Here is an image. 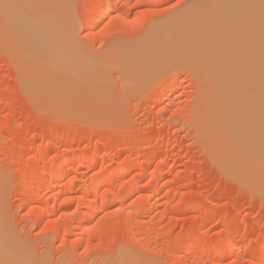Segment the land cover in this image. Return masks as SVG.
I'll return each instance as SVG.
<instances>
[{"label":"rangeland","instance_id":"obj_1","mask_svg":"<svg viewBox=\"0 0 264 264\" xmlns=\"http://www.w3.org/2000/svg\"><path fill=\"white\" fill-rule=\"evenodd\" d=\"M235 1L0 0L1 263L264 264V164L257 155L244 159L243 151L236 150L242 142L252 144L250 129L243 135L251 143L241 137L234 146L239 158L231 148L241 130L230 145L233 141L223 133L231 129L219 126L235 103L240 104L236 108L243 101L247 110L251 107L246 96L240 100V92L251 94L255 81L261 84H253V94L264 98V87L259 86L264 85V0ZM234 16L240 17L238 24ZM187 28L192 34L197 31L195 41L203 43L241 38H228L227 44L220 40L224 45H217L219 60L222 53L228 55L227 45L233 48L231 43H236L231 52L240 51L232 54L234 59L239 58L245 52L239 45L248 38L245 49L247 43L255 46L247 48L248 57L243 53L245 62L253 67L256 63L255 70L260 67L262 73L253 74V67L238 63L251 69L243 74L250 73L254 81L248 77L253 83L245 86L247 75L233 67L242 74L236 77L241 88L233 74L237 84L229 83L236 88L227 93L229 83L224 91L218 84H226L233 69L223 65L230 74L219 67L217 75L226 76V83L219 76L218 84H210L208 67L212 59L218 67V54L205 61L210 73L195 66L204 60L187 57L198 45L192 44L190 52L181 47L190 48L182 42L190 35ZM27 30L36 33L42 49H33L36 41L27 39ZM206 30L211 34L206 36ZM18 39L27 42L19 45ZM227 101L233 104L228 107ZM257 102V109L264 108ZM246 108L239 113L252 118ZM232 114L226 123L234 120ZM261 152L256 153L263 156ZM257 168L260 173H255Z\"/></svg>","mask_w":264,"mask_h":264},{"label":"bare ground","instance_id":"obj_2","mask_svg":"<svg viewBox=\"0 0 264 264\" xmlns=\"http://www.w3.org/2000/svg\"><path fill=\"white\" fill-rule=\"evenodd\" d=\"M236 1H237V0H236ZM236 1H235V2H236ZM226 2H227V1H226ZM241 2H242V1H241ZM229 3H230V2H229ZM229 3H228V4H229ZM233 3H234V2H233ZM224 4H225V3H224ZM228 4H227V7H228ZM204 5H206V4H204ZM204 5H203V6H204ZM221 5H222V4H221ZM225 5H226V4H225ZM235 6H236V5H235ZM252 6H253V5H252ZM258 6H259V5H258ZM240 7H241V6H240ZM256 7H257V6H256ZM199 8H200V6H199ZM216 8H217V7H216ZM220 8H221V6H220ZM220 8H219V9H220ZM230 8H231V7H230ZM260 8H261V7H260ZM201 9H202V8H201ZM255 9H256V8H255ZM105 10L109 12V11L111 10V7H108V6H107ZM206 10H209V9H206ZM215 10H216V9H215ZM225 10H227V8H226ZM211 11H212V10H211ZM217 11H218V9H217ZM251 11H252V10H251ZM253 11H254V10H253ZM208 12H209V11H208ZM212 12H213V11H212ZM220 12H221V11H220ZM229 12H230V11H229ZM248 12H249V11H248ZM103 13L105 14V12H103ZM183 13H184V12H183ZM231 13L233 14V11H232ZM238 13H239V12H238ZM240 13L242 14V19H243V21H244V18H243V17H244V16H243V12L240 11ZM244 13H245V12H244ZM246 13H247V10H246ZM246 13H245V14H246ZM254 13H255V12H254ZM186 14H187V13H185V15H186ZM190 14H192V13L190 12ZM202 14L204 15V13H202ZM214 14H215V11H214ZM216 14H217V13H216ZM219 14H220V13H219ZM222 14H223V12H221V16H222L223 19L225 20V18H224V16H223ZM226 14L228 15V12H227ZM241 14H238V15H241ZM251 14H252V13H251ZM102 15H103V14H102ZM102 15H101V16H102ZM105 15H106V14H105ZM210 15H211V14H210ZM227 15H226V16H227ZM229 15H230V14H229ZM246 15H247V14H246ZM258 15H259V14H258ZM207 16H208V14H207ZM214 16H215V15H214ZM248 16H249V15H248ZM200 17H202V16H200ZM204 17H205V16H204ZM210 17H211V16H210ZM212 17H213V16H212ZM235 17H237V16H234V19H235ZM245 17H247V16H245ZM193 18H194V17H193ZM195 18H196V17H195ZM195 18H194V19H195ZM205 18H206V17H205ZM215 18H216V19H217V18L220 19L219 16H218V17L216 16ZM238 18H240V17L238 16L237 19H238ZM253 18H256V17H253ZM232 19H233V18H232ZM256 19H257V18H256ZM203 20H204V19H203V17H202V21L200 22L201 24L204 23ZM206 20H207V18H206ZM209 20L211 21V18L208 19V23L210 22ZM213 20H214V19H213ZM239 20H240V19H238V22L234 21L235 24H236V23L238 24V23H239ZM249 20H251V18L248 19V20L246 21V24H247V22H248ZM178 21H179V20H178ZM215 21H216V20H215ZM232 21H233V20H232ZM241 21H242V20H241ZM253 21H254V19H253ZM168 22H170V21H168ZM192 22H193V21H192ZM211 22H212V21H211ZM224 22H225V21H224ZM227 22L230 23V20L227 21ZM249 22H250V21H249ZM249 22H248V23H249ZM175 23H176V22H175ZM175 23H172V22H171L170 25H171V26H172L173 24L175 25ZM194 23H195V22H194ZM200 23H199V24H200ZM213 23H214V22H213ZM240 23H241V22H240ZM250 23H251V22H250ZM204 24H205V23H204ZM209 24L212 25V23H209ZM214 24H215V23H214ZM220 24H221V23H220ZM226 24H227V23H226ZM244 24H245V22H244ZM246 24H245L244 27H246ZM12 25H13V27H14V24H12ZM19 25H20V24H19ZM89 25H90V24H89ZM158 25H159V24H158ZM160 25H161V24H160ZM167 25H169V24H167ZM176 25H177V23H176ZM180 25H181V24H180ZM205 25H206V24H205ZM205 25H204V26H205ZM211 25H210V26L208 25L209 28L211 27ZM215 25H216V24H215ZM222 25H223V24H222ZM231 25H232V23H231ZM239 25H240V24H239ZM248 25H249V24H248ZM164 26H165V24H164ZM177 26H179V25H177ZM212 26L214 27V25H212ZM216 26H217V25H216ZM216 26H215V28H216ZM229 26H230V25H229ZM232 26H233V25H232ZM237 26H238V25H237ZM237 26H236V27L233 26V27L237 28ZM242 26H243V25H242ZM249 26H250V25H249ZM18 27H20V26H18ZM21 27H23V26L21 25ZM224 27H225V26H224ZM227 27H228V24H227ZM233 27H232V29H233ZM251 27H253V26L251 25ZM158 28H159V27H158ZM164 28H166V27H164ZM206 28H207V26H206ZM222 28H223V27H222ZM246 28H247V27H246ZM246 28H245V29H246ZM23 29H25V28L23 27ZM23 29H22V30H23ZM199 29H200V25H199ZM203 29H204V27H202V30H203ZM240 29H241V27H239V30H240ZM22 30H21V31H22ZM185 30L187 31V32H185V33H188V32L190 31V29L188 30V28L185 29ZM185 30H184V31H185ZM208 30H209V29H208ZM208 30H206V32H207L206 36H208V33H209ZM210 30H211V32H212L214 29L212 30V29L210 28ZM31 31H32V33L37 37L36 33L33 32V30H31ZM31 31L28 32V30H27V31H26L27 33H26L25 35H27V34L30 35V36L27 35V39H30L31 42H32V41H34V42L36 41L34 44H32L33 46H35V47H33V49H34V48H37L36 50H38V48H39V50H40V46H41V49H42V45H39V46H38V43H40L38 37L35 38V36H34L33 34H31ZM166 31H167V30H166ZM176 31H177V30H176ZM176 31H175V32H176ZM178 31H179V29H178ZM181 31H182V29H181ZM184 31H182V32L184 33ZM217 31H218V30H217ZM220 31H221V25H220ZM230 31L232 32V30H230ZM230 31H229V32H230ZM237 31H238V29H237ZM23 32H24V31H23ZM196 32H197V31H196ZM196 32L193 33V34H196ZM215 32H216V30H215ZM224 32H225V30H224ZM235 32H236V31H235ZM24 33H25V32H24ZM155 33H156V31H155ZM155 33L153 32V35H155ZM189 33H190V35L187 34V36H188L189 38L184 36V38L182 39V42H184V44H186V43L189 44V47H190V48L187 49L185 45H183V46H181V47H184V48L186 49L187 52H190V51L192 50V48H193V47H192V44H193V45H198V46L196 47V49L194 48V49L191 51V56H192V54H193V56L190 57V53H189V56H187V57H188L190 60H192L193 57L198 58L201 62H202V60H204V61H203L204 64L202 63V64H199V65H198L197 62H199V61H196L197 65H196V63H194V64H195V66H197V67H199L200 65H202V66H200V67H204V69H206L205 71H207V72H209L208 68H210L211 73L209 72V73H210L209 76H208V74H207V76H206L207 78L210 77V76H212V78H214V79L210 78V79H211V83H210V84H214V82H216L215 80H217V83H216V84H218V82H220V79H221L222 82H223V78L226 77V76H224V75L222 76L221 73H220V75H219V74L217 75V72L219 73L220 69H221V72L223 71V72L226 73V74H230V73H227V69L230 70V68L233 69V67H234V69L237 68V70H240V68H241V71H242V72L240 71V73L243 74L244 69H245V72H246V71H250L251 69H250V70H246L247 67H246V68L244 67V69H242L243 65H241V66H240V65H237L238 63L241 62L240 64H244L245 66H246V65H249L251 68L253 67V66L250 65V63L247 64L248 61L245 62V60H246L245 57H248L247 55L250 54L248 51L251 49V48H250V49L247 50V48L249 47L250 44H251V45H254V44H255L254 42H252V43H250V44L248 45V43H249L248 38H246L247 41H245V42L243 41V43L241 42L240 45L238 44V45H239V48H240L241 51H242L243 48H244L245 52L247 51V54H246L245 52H243L244 55H245V57H244L243 53L241 54V56L243 55L244 60L242 59L241 56H239V58H238V56H236L235 59H234V56H235L234 54H235V53L238 52L237 55H240V54H239V52H240L239 49H238V51H236V50H235V52L233 51L234 53L231 52L232 49L234 50V47L236 46V43H235V46H233V44L231 43V45H232V47H233L232 49H230L231 46H230V48H229V45H227L228 49H226V52H227V50H230V51H228V52H229L228 55H227V54H226V55H223V53H222V54L220 55L222 59L220 58V60H219L218 57H219V53H221V51L219 52L218 46H219V44L222 45L223 43L225 44V43L227 42V39L229 38L227 35H226L227 37H224V36H223V37L225 38V40H224V38L222 39L221 37H219L220 40H222L223 43L218 39L220 43L217 42V41L215 40L217 44L214 43V41H213L212 44H210V43H207V42H206V43L200 42V41H199L200 38H199L198 41H195V37H196V36L193 35L191 31H190ZM225 33H226V32H225ZM232 33H233V35L236 36V34L234 33V31H233ZM163 34H164V33H162V35H163ZM168 34H169V32H168ZM168 34H167V35H166V34L164 35V36H168L167 40L170 39V38H172L171 33H170V38H169V35H168ZM209 34H211V33H209ZM216 34H217V32H216ZM178 35H179V34L177 33V36H178ZM203 35H204V33H203ZM219 35H220V34H219ZM221 35H222V34H221ZM14 36H15V35H14ZM22 36H23V34L20 36L21 39H22ZM28 36H29L30 38H29ZM160 36H161V35H160ZM180 36H181V35H180ZM217 36H218V34H217ZM217 36H215V37H217ZM229 36H230V35H229ZM240 36H242V35H240ZM240 36H238V37H240ZM16 37H17V34H16V36H15L14 38H16ZM23 37H24V36H23ZM155 37H156V36H155ZM178 37H179V36H178ZM182 37H183V34H182ZM197 37H198V35H197ZM199 37H200V36H199ZM204 37H205V36H204ZM230 37H232V36H230ZM17 38H18V37H17ZM31 38H32V39H31ZM33 38H35V40H34ZM144 38H145V37H144ZM202 38H203V37H202ZM243 38H244V37H243ZM255 38H257V37H255ZM149 39H150V38H149ZM189 39H190V40H189ZM230 39H231V38H229L228 41H230ZM233 39H236V38H234V36H233V38L231 39L233 42L238 41V40H239V42L241 41V38H240V39L238 38V39H236L235 41H234ZM253 39H254V37H253ZM253 39H252V40H253ZM16 40H17V39H16ZM18 40H19V39H18ZM30 40H29V42H28L29 45L27 44L28 46H30V44H31ZM164 40H165V39H164ZM167 40H166V41H167ZM170 40H171V39H170ZM179 40H180V39H179ZM209 40H210V38H209ZM213 40H214V39H213ZM249 40H250V39H249ZM20 41H21V42L24 41V44H26L25 42H27L26 40H19V45H20ZM143 41H144V40H143ZM146 41H148V40H146ZM173 41L175 42V34H174V39H173ZM201 41H202V40H201ZM159 42H160V40H159ZM167 42H168V41H167ZM170 42H171V41H170ZM170 42H168V43L170 44ZM176 42H178V41L176 40ZM185 42H186V43H185ZM230 42H231V41H230ZM246 42H248V43H247V48L245 49V46H246L245 43H246ZM137 43H138V42H137ZM221 43H222V44H221ZM237 43H238V42H237ZM253 43H254V44H253ZM40 44H41V43H40ZM139 44H140V43H139ZM179 44H180V42H179ZM224 44H223V45H224ZM226 44H227V43H226ZM242 44H243V45H242ZM22 45H23V44H21V47H22ZM32 45H31V46H32ZM129 45L131 46V44H129ZM167 45H168V44H167ZM176 45H177V44H176ZM217 45H218V46H217ZM244 45H245V46H244ZM257 45H258V44H257ZM31 46H30V47H31ZM141 46H143V45H141ZM148 46H149V45H148ZM150 46L152 47V45H150ZM153 46H155V43L153 44ZM168 46H169V45H168ZM240 46H243V48L240 47ZM254 46H255V45H254ZM170 47H173V48H174V45H173V46H170ZM175 47H176V46H175ZM251 47H252V46H251ZM23 48H24V47H23ZM26 48H27V47H26ZM130 48H131V47H130ZM161 48H162V47H161ZM173 48H172V49H173ZM176 48H177V47H176ZM158 49H159V48H158ZM181 49H182V48H181ZM236 49H237V47H236ZM252 49H253V48H252ZM28 50H30V49H28ZM31 50H32V47H31ZM123 50H124V49H123ZM150 50H151V49H150ZM155 50H156V49H155ZM155 50H154V51H155ZM164 50H165V49H164ZM222 50H223V49H222ZM244 50H243V51H244ZM128 51H130V50H128ZM128 51H127V52H128ZM134 51H135V50H134ZM161 51H162V50H161ZM174 51H175V50H174ZM136 52L139 53L140 51H136ZM194 52H197L195 56H194ZM250 52H251V51H250ZM153 53H154V52H153ZM175 53H177V51H176ZM142 54H143V52H142ZM182 54H183V53H182ZM184 54H185V53H184ZM184 54H183V55H184ZM215 54H218V56L216 57ZM229 54H230V57H229ZM232 54H233L234 56H233ZM167 55H170V54H167ZM187 55H188V54H187ZM213 55H215L216 60H217V63L215 62L216 65H218V61H220L218 67H216V66L214 65V62L212 63V60H213V59H212V60L209 59V58H210L211 56H213ZM222 55H223V57H222ZM149 56H150V54H149ZM158 56L160 57L161 55L158 53ZM165 56H166V55H165ZM165 56H164V58H165ZM175 56H176V55H175ZM185 56H186V55H185ZM231 56H232V57H231ZM182 57H184V56H182ZM224 57H228L227 59H228L229 61L226 60V58H225V61H224V60H223ZM127 58H128V57H127ZM240 58H241V59H240ZM141 59H142V58H141ZM153 59H154V58H152V60H153ZM156 59H157V58H156ZM198 59H197V60H198ZM201 59H202V60H201ZM208 59H209V61L211 60V62H210L211 65L209 64V61H208L207 63L210 65V67L207 68V67L205 66V64H206L205 61L208 60ZM214 59H215V58H214ZM231 59H233V60H231ZM142 60H143V59H142ZM148 60H149V59H148ZM162 60H164V59H162ZM230 60H231L232 63H233L232 67L230 66L231 64L229 63ZM235 60H236V61H235ZM237 60H239V61H237ZM254 60H256V59H254ZM222 61H223V62H222ZM227 61H228V63L224 64V62H227ZM233 61H235V62H237V63H235V62H233ZM242 61H243V63H242ZM158 62H159V61H158ZM192 62H193V61H192ZM254 62H256V61H254ZM199 63H200V62H199ZM220 63H221V64H220ZM234 63H235V64H234ZM251 63H253V61H252ZM153 64H154V63H153ZM192 64H193V63H192ZM208 64H206V65L208 66ZM253 64H254V63H253ZM257 64H258V63H257ZM212 65H214V66H212ZM223 65H224V66L226 65L225 67H226V68L228 67V68H227L226 70H225V67H224V69H222ZM254 65L257 66L256 63H255ZM258 65H259V64H258ZM221 66H222V67H221ZM239 66H240V67H239ZM249 66H248V67H249ZM255 66L252 68V70H254L253 74L255 73V71H258V68L260 69V67H258V68L255 70ZM259 66H260V65H259ZM200 67H199V68H200ZM213 67L216 68V69L214 68V71L211 70ZM219 67H220V69H219ZM238 67H239V68H238ZM250 67H249V68H250ZM150 68H151V67H150ZM199 68H198V69H199ZM217 68H218L219 71H217ZM261 68H262V65H261ZM140 69H141V68H140ZM234 69H233L232 72H231V70H230V72H231V74L229 75L230 77H228V76L226 77V79L228 78V80H226L227 83L224 81L226 84H218V85H220V87H219L220 89H222V87H223V89H222L223 91H224V89H225L223 85H227L229 82L232 83L234 80H237V82H238V86H239L240 78H236V77H241V78H242V74L240 75L239 72H234ZM200 70H202V69H200ZM237 70H235V71H237ZM205 71L202 70V73L204 74V76H205ZM228 72H229V71H228ZM233 72H234V73H233ZM245 72H244V74H246ZM260 72H261V71H260ZM260 72L258 71V73H260ZM197 73H198V72H197ZM248 73H249V72H248ZM261 73H262V72H261ZM222 74H223V73H222ZM233 74H235V75H233ZM244 74H243V77L245 76ZM249 74H250V73H249ZM249 74H246V75H247V79H246V78H244V79H246V80L248 81V77H249V80L254 81L253 78L250 79V75H249ZM232 75H233V77L235 78L234 80L232 79ZM236 75H237V76H236ZM238 75H239V76H238ZM248 75H249V76H248ZM251 75H252V74H251ZM255 75H256V74H255ZM261 75H262V74H261ZM263 75H264V74H263ZM219 76H222V77H219ZM253 76H254V75H252V77H253ZM256 76H259V74H257ZM256 76H255V77H256ZM201 77H202V76H201ZM216 77H219L220 79H219V78H218V79H215ZM255 77H254V78H255ZM261 77H262V76H261ZM230 78H231L232 80H231ZM256 78H259V77H256ZM224 79H225V78H224ZM244 79L241 80V82H240L241 85H242V81H243V83L245 82ZM207 80H208V79H207ZM207 80H206V81H207ZM213 80H214V81H213ZM261 80H263V79L261 78ZM208 81H209V80H208ZM212 81H213V82H212ZM231 81H232V82H231ZM247 81L245 82V83H246L245 86H247V85H248L247 83H249V82H250V84L253 83L252 81H248V82H247ZM203 82H204V80H203ZM222 82H221V83H222ZM224 82H223V83H224ZM234 82H236V81H234ZM237 82H236V84H237ZM205 83H206V82H205ZM230 83H229V88H228V86H227V89H225V92L227 91V93H228V91H230V90H228V89H231V88H234V87L236 88V86H234V85H233V87H232V86L230 85ZM256 83H257V84L260 83L259 80H258V81H255L253 84L256 85ZM207 84H209V83H206V85H207ZM232 84H233V83H232ZM250 84H249V85H250ZM253 84H251V85H252V88H253ZM260 84H261V83H260ZM218 85H216V86L218 87ZM221 85H222V87H221ZM249 85H248V86H249ZM207 86H209V85H207ZM210 86H211V85H210ZM210 86H209V87H210ZM212 86H213V85H212ZM212 86H211V87H212ZM216 86H215L214 88H217ZM238 86H237V87H238ZM243 86H244V84H243ZM243 86H242V87H243ZM259 86H263V87H264L263 84H262V85H259ZM211 87H210V89H211ZM230 87H231V88H230ZM239 87H240V86H239ZM239 87H238V88H239ZM214 88H213V94H214V92H215ZM219 88H218V90H219ZM240 88H241V87H240ZM252 88H251L252 92H251V94L248 92V96H247V95H244V94H247L246 91H245L243 94H242L240 91H241L242 89H243V90L245 89V90L249 91V90H248L249 87H248V89L245 88V87H243L241 90L237 91L238 93L236 92L237 95L235 94V91L238 90V89H236V90L233 92L234 95L231 94V95H233V96H231V97H234V96L236 95V96H237L236 98H238V96H239L238 94H239V92H240V94L242 95V96H240V100H241V101L244 100V99H243V96H244V97H245V96L248 97V98L245 97V100L247 99V100H246V106L248 107V104H249V102H250L249 107H250V105H251V107L248 108V110L252 108V109H251L252 111L250 110V113H249V111L247 110V108L244 107V106H245V104H244L245 102H244V101L242 102L243 105L241 104V107L243 106L242 108H241V107H240V108H236V106H240V104L237 105V104L235 103L234 105H232L233 102L229 104L228 101H231V100H228L227 102H225L226 105H227V103H228L230 106L232 105V106H234V107L236 108V109H235V108L233 109L232 106H231V107H232V108H231L230 106L227 105L228 107H230V111H231V113H230V111H229V114H228V115L230 116V114H232V113L234 114V112L238 110V113L235 112L237 115L234 114L235 117H234V115L232 114L233 117H234V120H233V118H231V121L233 120V121H232V122H233V123H232L233 125H234L235 122H237V123H236L234 126L232 125V126L230 127V125H231L230 122H231V121H230L229 123L227 122L228 124L226 123V119H227V121H228V120H229V116L227 117V115H225V118H226V119H225L224 123H222L223 125H222L221 122H220V123H219V126H222L221 129H223V128H225V127L228 125V126H227L228 128H226L225 130H227V129H229V128H230L231 130H230V129H229L230 131L227 130V132L229 133L228 136H227V132H226L225 130H222V131H223V132L225 131L226 133H225V132H224V133L221 132L220 127H219V129H220L219 131H220L221 133H223L224 136H225V134H226V138H225V139H227V140H232V139H233V140H234V138L236 137V135L238 134V132L241 130L240 132H241L242 134L239 132V134H241V135H239V134L237 135L238 137L236 138L237 141H235V143H234L233 140H232L233 142L228 141V143L230 142V143H229L230 145H231L232 143H234V144H232V147H233V148H231V149H234L235 144H237L236 146H238V144H239L238 141H240V142H242V141H247V142H249V140H251V137H252V138H253V139L251 140V141H253L252 144H251L252 146L246 143V145L248 146V147H247L243 142L240 143V144H242L241 147L244 148V146H246L245 149H247V150H245V149H243V150H239V149H242L240 146H239L238 148H236V146H235V148H236V150H237L238 152H240V151L242 152V151H243L242 154H243V153L245 154V155L243 154L244 159L247 158L248 155H249V157H250L251 155L254 156V157L257 155L255 158L258 159L259 162H260L261 164H264V134H262L263 136L260 135L261 133H264V130H262V128L264 129V124L262 125V123H264V114H263L264 111H263L262 109H264V108L261 107V105H263V107H264V104H263V102H264L263 99H264V98H261V99H260V97L256 95V94H258V95H260V94H259V93H256V94L254 93V94H255V95L261 100V104H259V103H260V100L257 99V98L254 99V97H252V94H253V89H252ZM254 88H256V87H254ZM261 88H262V87H261ZM261 88H259V90H260ZM208 89H209V88H208ZM210 89H209V90H210ZM257 89H258V88H257ZM251 90H250V91H251ZM216 91H217V90H216ZM220 91H221V90H219V93H220ZM223 91H222V93H224ZM231 91H233V90L231 89ZM211 92H212V90H211ZM242 92H243V91H242ZM256 92H258V91L256 90ZM262 92H264V91H263V90H262V91L260 90L261 96H262ZM209 93H210V92H209ZM217 93H218V92H217ZM217 93H215V94H217ZM231 93H232V92H231ZM210 94H211V93H210ZM213 94H212V95H213ZM249 94H250V95H249ZM254 94H253V96H254ZM217 95H218V94H217ZM222 95H224V94H222ZM226 95H227V94H226ZM226 95H224L225 97H224V96H221V98H223V99L225 98L224 100H227L229 95L227 96V99H226ZM249 96H251L252 98H250ZM215 97H217V96L215 95ZM231 97H230V98H231ZM241 97H242V98H241ZM249 98H250V99H249ZM216 99H218V98H216ZM216 99H215L214 101H217ZM223 99H222V100H223ZM251 99H253V100H255V101H253V100H251ZM212 100H213V99H212ZM220 100H221V99H220ZM248 100H249V102H248V104H247V101H248ZM250 100H251L252 102H255V104L252 103ZM257 101H259V102H257ZM217 102H218V101H217ZM219 102H220V101H219ZM256 102L259 104V106H260L261 108L258 107V109H257V107H256V105H257ZM212 103H213V102H212ZM215 103H216V102H215ZM221 103L223 104L222 101H221ZM221 103H220V104H221ZM217 104H219V103H217ZM222 104H221V105H222ZM252 104H253V105H252ZM221 105H220V106H219V105H216V106H219V109H220V107L222 108V106H223V105H222V106H221ZM212 106H213V105H212ZM253 106L255 107L254 109H253ZM228 107H227V109H229ZM213 108H214V107H213ZM243 108H244V109L246 108V110L248 111V112H247L246 110H243L244 114H245V111H246V113H247L248 115H250V114L253 113V115H252L253 117H252V118H249L251 115L248 117V116L245 114V115L247 116V117H246L245 115H242L243 113H239L240 109H243ZM219 109H218V107H217V110H218V112H219L218 114H220ZM223 109H224V108H223ZM231 109H232V110H231ZM215 110H216V109H215ZM224 110H225V109H224ZM233 110H234V112H232ZM257 110H259L260 112L262 111V112H261L262 114L260 115L259 111L257 112ZM241 111H242V110H241ZM227 113H228V112H227ZM218 114H217V112H216V115H215V116H217ZM221 114H222V113H221ZM223 114H224V113H223ZM256 114H259V116L256 115ZM238 115L241 116V117H239ZM254 115H255V117H254ZM219 116H221V115H219ZM237 116H238V117H237ZM242 116H243V117H242ZM230 117H231V116H230ZM261 117H262V118H261ZM235 118H236V119H239V118H240L239 121L242 122V124H241L240 122H239V124H238V121H235V120H236ZM248 118H249V119H248ZM255 118H259L258 121H257V119L255 120ZM215 119H216V118H215ZM221 119H222V118H221ZM241 119H242V120H241ZM245 119L248 120V121H249L250 119H251V120L248 122V121H246ZM261 119H262V120H261ZM244 120H245L246 122H244ZM221 121H222V120H221ZM254 121H256V122H254ZM259 121H260V122H259ZM261 121H262V122H261ZM217 122H218V121H217ZM217 122H216V123H217ZM247 122L249 123V125L247 124ZM250 122L253 123V124H255V126H254L253 124H251ZM257 122L260 123V126H259L260 128L257 127V126L259 125ZM245 123H246V125H244ZM256 123H257V125H256ZM220 124H221V125H220ZM225 124H226V125H225ZM224 125H225V127H223ZM236 125H237V126H236ZM239 125H240V126H239ZM243 125L246 126V127L244 128ZM251 125H253L254 127L252 128ZM238 126H239V127H243V130H242L241 128H239ZM233 127H234V128H233ZM236 127H237V128H236ZM249 127H250V128H249ZM255 127H256V130H254ZM235 128H236L237 132H236ZM257 128H258V129H257ZM217 129H218V126H217ZM239 129H240V130H239ZM245 129H247V130L250 129L249 132H250V133L253 132V134L248 133L247 130H246V131H247V132H246ZM251 129H252V131H251ZM258 130H259V131H262V132H259ZM254 131H255V132H254ZM215 132H216V131H215ZM217 132H218V131H217ZM232 132H233V133H232ZM234 133H235L236 135H234ZM246 133H247V134H250V136L247 135ZM231 134H232V135H231ZM243 134H246L248 138L250 137L249 140H248V138H246V136L243 135ZM216 135H217V134H216ZM229 135H230L231 137H230ZM242 135H243V136H242ZM251 135H252V136H251ZM218 136H219V135H218ZM221 136H222V135H221ZM221 136H220V137H221ZM234 136H235V137H234ZM261 136H262V137H261ZM222 137H223V136H222ZM233 137H234V138H233ZM241 137H243V138L245 137V139H247V140H245V139L242 140ZM229 138H231V139H229ZM236 139H235V140H236ZM239 139H240V140H239ZM241 140H242V141H241ZM221 141H222V140H221ZM251 141H250L249 143H251ZM243 145H244V146H243ZM249 146H250V147H249ZM251 147L254 148V150H256L255 153H252V152H254V150L252 149V150H253V151H252V150H251ZM259 148H260V150H258ZM248 149H250L252 152H251L250 150L248 151ZM261 149H262V150H261ZM236 150L234 149L232 152H234V151H236ZM244 150H245L246 152L248 151L249 153L251 152V154H248V152H247V155H246V152H244ZM257 150H258V151H257ZM237 151H236L235 154H237ZM259 151H263V154H262V152H261V154H262L263 156H260V153H256V152H259ZM241 152H240V154H241ZM238 154H239V153H238ZM238 154H237V156L239 157L240 154H239V155H238ZM258 155H259L260 158L258 157ZM237 156H236V157H237ZM246 156H247V157H246ZM252 156H251V157H252ZM236 157H235V158H236ZM249 157H248V158H249ZM257 157H258V158H257ZM239 158H240V157H239ZM239 158H238V159H239ZM255 158H253V160H254ZM241 159L244 161L243 157H241ZM262 159H263V161H262ZM242 160H241V161H242ZM258 160H256V161H258ZM245 161H247V160H245ZM261 161H262V162H261ZM250 162H251V161H250ZM259 162H257L258 165H259ZM257 163H256V164H257ZM261 164H260V165H261ZM247 165H248V164H247ZM250 165H251V164H250ZM254 165H255V164L253 163L252 166H254ZM258 165H257V166H258ZM257 166L255 165V168H256ZM249 167H250V166H248L247 169H249ZM259 167H260V166H259ZM257 169H258V168H257ZM262 169H263V168H262ZM249 170H250V169H249ZM256 171H259V169H258V170H255V173H256ZM262 171H263V170H262ZM253 173H254V170H253ZM259 173H260V171H259ZM259 173H258V174H259ZM61 174H62V173H61ZM263 174H264V173H263ZM63 175H64V174H63ZM256 176H257V175H256ZM263 176H264V175H263ZM263 176H262V177H263ZM123 197H124V196H123ZM93 210H94V209H93ZM232 242H233V240H231V239L228 240V244H230V243H232ZM1 244H2V243H0V245H1ZM2 245H3V244H2ZM2 245H1V246H2ZM1 246H0V250L2 251V249H3L4 252H3V251H2V252L5 253L4 245L2 246L3 248H1ZM1 251H0V252H1ZM2 252H1V253H2ZM199 252H200V251H199ZM3 253H2V254H3ZM0 256H1V255H0ZM4 256H5V254H4ZM1 257L3 258V255H2ZM0 259H1V258H0ZM3 259H4V258H3ZM4 260H5V259H4ZM6 260H7V262L9 261L8 259H6ZM4 262H5V261H4ZM12 262H13V261H12ZM13 263H14V262H13ZM13 263H12V264H13ZM0 264H3V263L0 262ZM5 264H6V262H5ZM8 264H11V262H10V263L8 262Z\"/></svg>","mask_w":264,"mask_h":264}]
</instances>
